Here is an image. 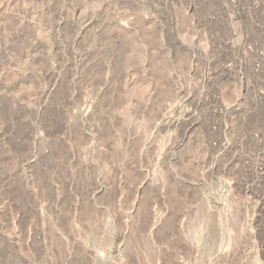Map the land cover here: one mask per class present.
I'll use <instances>...</instances> for the list:
<instances>
[{"label": "rangeland", "instance_id": "374dc122", "mask_svg": "<svg viewBox=\"0 0 264 264\" xmlns=\"http://www.w3.org/2000/svg\"><path fill=\"white\" fill-rule=\"evenodd\" d=\"M263 6L0 0V264H264Z\"/></svg>", "mask_w": 264, "mask_h": 264}, {"label": "bare ground", "instance_id": "6f19581e", "mask_svg": "<svg viewBox=\"0 0 264 264\" xmlns=\"http://www.w3.org/2000/svg\"><path fill=\"white\" fill-rule=\"evenodd\" d=\"M213 1H214V0H213ZM253 1H255V0H253ZM205 2H206V1H205ZM217 2H218V1H217ZM219 2H220V1H219ZM221 2H222V1H221ZM222 3H223V2H222ZM260 4H261V2H260ZM215 5H216V4H215ZM225 5H226V4H225ZM258 5H259V4H258ZM244 6H245V5H244ZM250 6H251V5H250ZM252 6H253V5H252ZM240 7H241V6H240ZM263 7H264V6H263ZM245 8H246V7H245ZM215 9H216V8H215ZM250 9H251V8H250ZM260 10H261V9H260ZM262 10H263V9H262ZM244 11H245V10H244ZM254 11H255V10H254ZM246 12H247V11H246ZM211 13H212V12H211ZM223 13H224V12H223ZM217 14H218V13H217ZM243 14H244V13H243ZM247 15H248V14H247ZM263 15H264V14H263ZM253 16H254V15H253ZM221 17H222V16H221ZM244 17H245V16H244ZM259 17H260V16H259ZM213 18H214V17H213ZM247 18H248V17H247ZM252 18H253V17H252ZM263 19H264V18H263ZM244 21H245V20H244ZM260 21H261V20H260ZM263 21H264V20H263ZM258 22H259V21H258ZM57 23H58V22H57ZM126 24H127V23H126ZM125 26H126V25H125ZM127 26H128V25H127ZM263 27H264V26H263ZM263 27H262V28H263ZM226 28H227V27H226ZM259 28H260V27H259ZM228 29H229V28H228ZM225 30H226V29H225ZM235 30H236V29H235ZM221 31H222V30H221ZM245 31H246V30H245ZM256 31H257V30H256ZM258 31H259V30H258ZM224 32H225V31H224ZM252 32H253V31H252ZM253 34H254V33H253ZM24 35H25V34H24ZM225 35H226V34H225ZM263 35H264V34H263ZM263 35H262V36H263ZM248 36H249V35H248ZM252 37H253V36H252ZM256 37H257V36H256ZM260 37H261V36H260ZM262 39H263V37H262ZM33 41H34V40H33ZM263 41H264V39H263ZM249 42H250V41H249ZM249 42H248V43H249ZM257 42H258V41H257ZM215 45H216V44H215ZM249 45H250V43H249ZM253 45H254V44H253ZM258 45H259V44H258ZM254 47H255V46H254ZM261 47H263V46H261ZM261 47H260V48H261ZM250 48H251V47H250ZM247 49H248V48H247ZM258 53H260V52H258ZM253 57H254V56H253ZM257 57H258V56H257ZM259 58H260V57H259ZM259 58H258V59H259ZM214 61H215V60H214ZM260 61H262V60H260ZM254 62H255V61H254ZM213 63H214V62H213ZM252 63H253V62H252ZM263 63H264V62H263ZM216 65H218V64H216ZM248 65H249V64H248ZM226 66H227V65H226ZM228 66H229V65H228ZM231 66H232V65H231ZM261 66H262V65H261ZM230 68H231V67H230ZM210 69H211V68H210ZM256 70H257V69H256ZM258 70H259V69H258ZM217 71H218V70H217ZM255 72H256V71H255ZM52 74H53V73H52ZM213 74H214V73H213ZM257 74H258V73H257ZM261 74H262V73H261ZM256 76H257V75H256ZM259 76H260V75H259ZM210 77H211V76H210ZM210 77H209V78H210ZM255 78H256V77H255ZM260 78H261V77H260ZM258 79H259V77H258ZM260 80H261V79H260ZM263 80H264V77H263ZM261 82H262V81H261ZM255 84H256V83H255ZM257 85H258V83H257ZM263 85H264V83H263ZM196 87H197V86H196ZM258 87H259V86H258ZM198 88H199V87H198ZM208 88H209V87H208ZM197 90H198V89H197ZM213 92H214V91H213ZM38 93H39V92H38ZM197 93H198V92H197ZM210 93H212V92L210 91ZM185 94H186V93H185ZM197 95H198V94H197ZM203 95H204V94H203ZM248 95H249V94H248ZM250 95H251V94H250ZM257 95H258V94H257ZM29 96H30V95H29ZM32 96H33V95H32ZM207 96H208V95H207ZM207 96H206V97H207ZM254 96H255V95H254ZM254 96H253V97H254ZM33 97H34V96H33ZM42 97H44V96H42ZM182 97H183V96H182ZM195 97H196V96H195ZM209 97H210V96H209ZM233 97H234V96H233ZM249 97H250V96H249ZM253 97H252V98H253ZM262 97H263V96H262ZM16 98H17V97H16ZM193 98H194V97H193ZM204 98H205V97H204ZM215 98H216V97H215ZM17 99H18V98H17ZM234 99H235V98H234ZM207 100H208V99H207ZM251 100H252V99H251ZM195 101H196V100H195ZM208 101H209V100H208ZM232 101H233V100H232ZM247 101H248V100H247ZM13 102H14V101H13ZM15 102H16V101H15ZM21 102H22V101H21ZM210 102H211V101H210ZM233 102H234V101H233ZM242 102H243V101H242ZM249 102H251V101H249ZM6 103H7V102H6ZM16 103H17V102H16ZM165 103H166V102H165ZM221 103H222V102H221ZM230 103H232V102H230ZM230 103H229V104H230ZM252 103H253V102H252ZM257 103H258V102H257ZM8 104H9V103H8ZM20 104H21V103H20ZM24 104H25V103H24ZM87 104H88V103H87ZM87 104H86V106H88ZM171 104H172V103H171ZM201 104H202V103H201ZM208 104H209V103H208ZM242 104H243V103H242ZM246 104H249V103L247 102ZM263 104H264V103H263ZM169 105H170V104H169ZM206 105H207V104H206ZM244 105H245V104H244ZM12 106H13V105H12ZM24 106H25V105H24ZM211 106H212V105H211ZM217 106H218V105H217ZM238 106H239V108H241L240 105H238ZM245 106H246V105H245ZM248 106H249V105H248ZM16 107H17V106H16ZM161 107H162V106H161ZM212 107H213V106H212ZM223 107H224V106H223ZM259 107H260V106H259ZM261 107H263V106H261ZM170 108H171V107H169V109H170ZM204 108H205V107H204ZM5 109H6V108H5ZM10 109H11V108H10ZM21 109H22V107H21ZM23 109H24V108H23ZM87 109H88V108H87ZM161 109H162V108H161ZM169 109H168V110H169ZM202 109H203V107H202ZM207 109H208V108H207ZM232 109H233V108H232ZM241 109H242V108H241ZM261 109H262V108H261ZM263 109H264V108H263ZM11 110H12V109H11ZM28 110H29V109H28ZM59 110H60V109H59ZM164 110H165V109H164ZM222 110H223V109H222ZM2 111H3V110H2ZM9 111H10V110H9ZM17 111H18V110H17ZM24 111H25V110H24ZM160 111H161V110H160ZM189 111H190V110H189ZM199 111H200V110H199ZM203 111H204V110H203ZM232 111H233V110H232ZM247 111H248V110H247ZM254 111H255V110H254ZM263 111H264V110H263ZM32 112H33V111H32ZM191 112H192V111H191ZM243 112H244V111H243ZM243 112H242V113H243ZM3 113H4V112H3ZM16 113H17V112H16ZM167 113H168V112H167ZM202 113H203V112H202ZM258 113H259V112H258ZM11 114H12V112H11ZM159 114H160V113H159ZM165 114H166V113H165ZM161 115H162V114H161ZM213 115H214V114H213ZM217 115H218V114H217ZM248 115H249V114H248ZM5 116H6V115H5ZM53 117H54V116H53ZM205 117H206V115H205ZM17 118H18V117H17ZM21 118H23V117L21 116ZM190 118H191V117H190ZM202 118H203V117H202ZM251 118H252V117H251ZM18 119H19V118H18ZM192 119H193V118H192ZM195 119H196V118H195ZM256 119H258V118H256ZM56 120H57V119H56ZM18 121H19V120H18ZM21 121H22V120H21ZM215 121H216V120H215ZM215 121H214V122H215ZM250 121H251V120H250ZM252 121H253V120H252ZM256 121H257V120H256ZM258 121H259V120H258ZM55 122H56V121H55ZM55 122H54V123H55ZM200 122H201V121H200ZM209 122H210V121H209ZM209 122H208V123H209ZM21 123H22V122H21ZM59 123H60V122H59ZM59 123H58V124H59ZM198 123H199V122H198ZM259 123H260V122H259ZM23 124H24V123H23ZM189 124H190V123H189ZM199 124H200V123H199ZM260 124H262V123H260ZM169 125H170V124H169ZM170 126H171V125H170ZM206 126H207V125H206ZM24 127H25V126H24ZM30 127H31V126H30ZM189 127H190V126H189ZM195 127H196V126H195ZM33 128H34V127H33ZM210 128H211V127H210ZM253 129H254V128H253ZM189 130H190V129H189ZM192 130H193V129H192ZM192 130H191V131H192ZM214 130H215V129H214ZM217 130H218V129H217ZM248 130H249V129H248ZM250 131H251V130H250ZM31 132H32V131H31ZM248 133H249V132H248ZM252 134H253V133H252ZM262 134H263V133H262ZM184 135H185V134H184ZM213 135H215V134H213ZM213 135H212V137H213ZM240 135H241V134H240ZM248 136H249V135H248ZM187 137H188V136H187ZM260 137H261V136H260ZM218 138H219V136H218ZM259 139H262V138H259ZM213 140H214V139H213ZM179 141H180V140H179ZM244 141H245V140H244ZM246 141H247V138H246ZM210 142H211V141H210ZM234 142H235V141H234ZM248 142H249V141H248ZM257 142H258V141H257ZM185 143H187V141H186ZM237 143H239V142H237ZM255 143H256V142H255ZM176 144H177V143H176ZM178 144H179V143H178ZM232 144H233V143H232ZM256 144H257V143H256ZM248 145H249V144H248ZM252 145H253V144H252ZM232 147H233V146H232ZM248 147H249V146H248ZM248 147H247V148H248ZM236 148H237V147H236ZM236 148H235V149H236ZM247 148H246V149H247ZM250 148H251V147H250ZM261 148H262V147H261ZM229 149H230V147H229ZM178 150H179V148H178ZM227 150H228V149H227ZM230 150H231V149H230ZM235 151H236V150H235ZM237 151H238V149H237ZM252 151H253V150H252ZM226 152H227V151H226ZM249 152H250V151H249ZM253 152H254V151H253ZM241 153H242V152H241ZM252 154H253V153H252ZM238 156H239V155H238ZM241 156H243V154H242ZM245 156H246V155H245ZM234 157H235V156H234ZM238 158H239V157H238ZM263 158H264V157H263ZM234 159H235V158H234ZM244 161H245V160H244ZM255 161H256V160H255ZM262 162H263V161H262ZM240 163H241V162H240ZM246 163H247V162H246ZM237 164H238V163H237ZM243 164H244V163H243ZM248 165H249V164H248ZM237 167H238V166H237ZM241 167H242V166H241ZM247 167H248V166H247ZM254 169H255V168H254ZM237 172H238V171H237ZM261 173H262V172H261ZM258 174H259V173H258ZM263 177H264V176H263ZM242 178H243V177H242ZM242 178H241V179H242ZM83 182H84V181H83ZM242 184H243V183H242ZM263 186H264V185H263ZM250 187H251V186H250ZM257 189H259V188H257ZM257 192H258V191H257ZM169 201H170V200H169ZM170 202H171V201H170ZM263 202H264V201H263ZM137 204H138V203H137ZM173 206H174V205H173ZM175 206H176V205H175ZM169 207H170V206H169ZM173 208H174V207H173ZM177 208H178V207H177ZM168 209H169V208H168ZM182 209H183V208H182ZM169 210H170V209H169ZM174 212H175V211H174ZM178 212H179V211H178ZM186 212H187V211H186ZM169 213H170V212H169ZM169 213H168V214H169ZM182 213H183V212H182ZM145 214H146V213H145ZM179 215H180V214H179ZM142 216H143V215H142ZM142 216H141V217H142ZM181 216H182V215H181ZM176 217H177V216H176ZM155 218H156V217H155ZM162 218H163V217H162ZM173 218H174V217H173ZM173 218H172V219H173ZM183 218H184V217H183ZM159 219H160V218H159ZM180 219H182V218H180ZM143 220H144V219H143ZM170 220H171V219H170ZM176 220H178V219H176ZM172 221H173V220H172ZM170 222H171V221H170ZM173 222H174V221H173ZM146 224H147V223H146ZM174 224H175V223H174ZM142 226H143V225H142ZM153 227H154V226H153ZM174 228H175V227H174ZM174 228H173V229H174ZM169 229H171V228H169ZM263 230H264V229H263ZM165 231H166V230H165ZM163 234H164V233H163ZM166 235H168V234H166ZM169 237H170V235H169ZM166 239H167V238H166ZM263 242H264V241H263Z\"/></svg>", "mask_w": 264, "mask_h": 264}]
</instances>
